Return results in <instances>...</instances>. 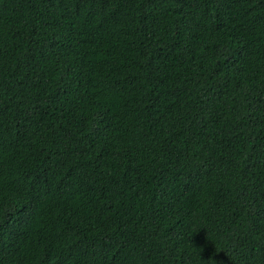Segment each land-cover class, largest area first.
<instances>
[{"label":"trees","instance_id":"16d2710c","mask_svg":"<svg viewBox=\"0 0 264 264\" xmlns=\"http://www.w3.org/2000/svg\"><path fill=\"white\" fill-rule=\"evenodd\" d=\"M0 264H264V0H0Z\"/></svg>","mask_w":264,"mask_h":264}]
</instances>
